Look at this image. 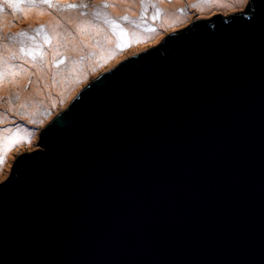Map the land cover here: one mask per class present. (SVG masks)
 I'll list each match as a JSON object with an SVG mask.
<instances>
[{
	"label": "water",
	"instance_id": "obj_1",
	"mask_svg": "<svg viewBox=\"0 0 264 264\" xmlns=\"http://www.w3.org/2000/svg\"><path fill=\"white\" fill-rule=\"evenodd\" d=\"M83 87L0 184V264H264V0Z\"/></svg>",
	"mask_w": 264,
	"mask_h": 264
},
{
	"label": "rangeland",
	"instance_id": "obj_2",
	"mask_svg": "<svg viewBox=\"0 0 264 264\" xmlns=\"http://www.w3.org/2000/svg\"><path fill=\"white\" fill-rule=\"evenodd\" d=\"M117 1L120 8L112 13L110 0H0V184L13 176L19 156L41 150L42 129L100 73L138 50L157 45L167 34L195 20L220 12L227 16L248 7V0H238L232 6L214 4L205 10L199 9L198 3L211 0H140L138 12L125 13L132 2ZM170 8L180 13L177 15L180 19L165 29L163 20ZM128 14L133 17L129 18ZM183 15L187 19L181 21ZM157 29L160 30L155 36H149ZM111 33L113 45L108 41ZM70 47L84 51L74 57L67 51ZM50 52L57 75L53 83L65 79L67 84L80 72H88L64 102L52 107L36 99L37 109L32 114L30 101L26 106L21 104L23 92L31 89L38 69ZM13 80L19 81L20 87H13ZM9 101L14 103L13 107L7 105ZM21 131L26 134L15 135Z\"/></svg>",
	"mask_w": 264,
	"mask_h": 264
},
{
	"label": "bare ground",
	"instance_id": "obj_3",
	"mask_svg": "<svg viewBox=\"0 0 264 264\" xmlns=\"http://www.w3.org/2000/svg\"><path fill=\"white\" fill-rule=\"evenodd\" d=\"M128 1V0H124ZM131 1V5L129 6V10H124L123 12L125 13H136L138 12L139 6H140V0H129ZM238 0H211L210 3L207 1H200L197 5L199 9H209L211 8L214 4H223L226 6H232L237 3ZM111 2V7H112V13H115L117 10H119L120 6L118 4L117 0H110ZM201 6H203L201 8ZM120 12V13H123ZM168 16L164 18L163 20V27L167 29L169 26H172V23L174 21H179L180 18L177 17L180 16L179 12H174L173 9H167ZM119 13L115 14V17L118 18ZM129 18H132V14H128ZM187 19L186 15H183L181 17V21ZM103 22V21H101ZM131 22L128 23L129 26H131ZM160 29H157L153 33H149V36H155V33L158 32ZM154 34V35H152ZM109 45H113L114 43V36L111 33L108 37ZM72 56H76L77 54H81L84 51L83 49L79 48H72L70 47L69 50H67ZM53 52L48 53L46 56L47 61H44V64H42V67L38 69V72L36 73L37 78L36 80L32 83L31 89L24 90L23 92V98L21 100V104L26 106V103L30 101L33 104V109L30 110L32 114H35V110L37 109L35 100L40 99L44 104H49L52 107L56 106L59 104L60 101H65L69 95L73 92V90L76 88V86L82 82L85 78V75L88 71H82L79 74L76 75V77L71 78L68 80V83L66 84L64 81L65 79H62L59 84H55L52 82V80L57 76L55 72V66L53 63V58H52ZM104 56V55H103ZM44 66V67H43ZM34 66H30V68H33ZM55 69V70H54ZM25 73L29 74V71L24 70ZM40 76V79H39ZM11 78V77H10ZM9 79V78H8ZM8 82H6L7 84ZM13 87H20V82L17 80H13ZM7 86V85H6ZM9 107H13L14 103L9 101L7 104ZM4 117H7V114L3 113ZM29 121V120H26ZM26 134L23 131L16 133L15 135H22ZM9 134H6V138H9ZM19 141V140H18ZM17 142H14L16 145Z\"/></svg>",
	"mask_w": 264,
	"mask_h": 264
},
{
	"label": "trees",
	"instance_id": "obj_4",
	"mask_svg": "<svg viewBox=\"0 0 264 264\" xmlns=\"http://www.w3.org/2000/svg\"><path fill=\"white\" fill-rule=\"evenodd\" d=\"M249 2H250V0H248V3H249ZM219 14L226 15V14H223V13H221V12H220Z\"/></svg>",
	"mask_w": 264,
	"mask_h": 264
},
{
	"label": "clouds",
	"instance_id": "obj_5",
	"mask_svg": "<svg viewBox=\"0 0 264 264\" xmlns=\"http://www.w3.org/2000/svg\"><path fill=\"white\" fill-rule=\"evenodd\" d=\"M250 2H251V0H250ZM250 2H249V3H250Z\"/></svg>",
	"mask_w": 264,
	"mask_h": 264
}]
</instances>
